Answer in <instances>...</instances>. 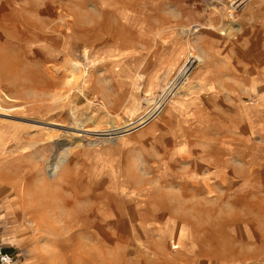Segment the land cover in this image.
<instances>
[{
    "label": "rangeland",
    "instance_id": "1",
    "mask_svg": "<svg viewBox=\"0 0 264 264\" xmlns=\"http://www.w3.org/2000/svg\"><path fill=\"white\" fill-rule=\"evenodd\" d=\"M210 1L0 0V219L24 264H264V0Z\"/></svg>",
    "mask_w": 264,
    "mask_h": 264
},
{
    "label": "bare ground",
    "instance_id": "2",
    "mask_svg": "<svg viewBox=\"0 0 264 264\" xmlns=\"http://www.w3.org/2000/svg\"><path fill=\"white\" fill-rule=\"evenodd\" d=\"M212 4H214V5H220V6H223V9H224V13L228 16V17H231V18H233V17H236L238 14H239V12L241 11V10H243V8L249 3V0H215V1H213V0H211L210 1ZM218 3V4H217ZM213 5V6H214ZM203 58V57H202ZM201 58V56H199L198 54H195L194 52H190V54H189V56H188V59H187V63H186V70H181V71H183V73L181 74V75H183V76H185V75H187L195 66H197V64H200L202 61H203V59ZM185 66H184V68H185ZM76 67V66H75ZM74 68V67H73ZM58 72V71H57ZM77 76V75H76ZM78 77V76H77ZM182 80V79H181ZM143 118V117H142ZM26 121V120H25ZM35 122V121H34ZM143 122V121H142ZM20 123V122H19ZM22 123H24V122H22ZM37 123V122H36ZM39 123V122H38ZM41 123V122H40ZM26 124H28V123H26ZM44 124H46V126L47 125H50L49 127H47V129L49 130L48 132H47V136H49V135H51L53 132H56V131H58V130H65V131H69V127L66 125V124H62V123H58V122H47V123H44ZM43 124V125H44ZM137 124H140V123H137ZM137 124H133V126L132 127H134V126H136ZM28 126V125H27ZM30 127H34V126H39V125H34V124H31L30 123V125H29ZM51 126H53L54 128H51ZM131 127V128H132ZM37 128V127H36ZM45 128V127H44ZM129 128V127H128ZM74 129V128H73ZM72 130V129H71ZM83 131V133H85V134H87V131L88 130H82ZM73 133H75V134H80V133H82V132H80L78 129H74V132ZM99 135L101 134V133H98ZM93 136V135H92ZM111 136V135H110ZM45 137V139H48V137H46V135L44 136ZM105 138L106 137H108L107 136V134L104 136ZM112 137V136H111ZM82 141V140H81ZM94 141V140H93ZM94 143V142H93ZM87 144H89V142H87ZM64 145L65 144H57L56 145V148H60V147H63V148H65L64 147ZM86 145V144H85ZM77 147L78 146H84V145H81V144H77L76 145ZM87 147V146H86ZM90 147V146H89ZM65 150V149H64ZM62 151V153H63V156L64 155H67V153L68 152H66V151Z\"/></svg>",
    "mask_w": 264,
    "mask_h": 264
},
{
    "label": "crops",
    "instance_id": "3",
    "mask_svg": "<svg viewBox=\"0 0 264 264\" xmlns=\"http://www.w3.org/2000/svg\"><path fill=\"white\" fill-rule=\"evenodd\" d=\"M168 3H171L172 6H174V8H175L174 10L175 11L179 10V12H181L180 10L183 7V4L186 6L194 5L193 0H185V3H184V0H169ZM105 17L107 18V14H105ZM217 17H219V16H217ZM105 21H107V20H105ZM105 21L103 22V24L105 23ZM3 222H4V220L0 219V244L4 245L6 251H8L9 253L19 257L21 259L22 263L24 264L23 259L18 254L15 253L18 250L17 246L15 245L17 239L12 235V233L10 231L5 229V227L2 225V224H4Z\"/></svg>",
    "mask_w": 264,
    "mask_h": 264
},
{
    "label": "built area",
    "instance_id": "4",
    "mask_svg": "<svg viewBox=\"0 0 264 264\" xmlns=\"http://www.w3.org/2000/svg\"><path fill=\"white\" fill-rule=\"evenodd\" d=\"M0 264H23L21 259L8 251L0 244Z\"/></svg>",
    "mask_w": 264,
    "mask_h": 264
}]
</instances>
